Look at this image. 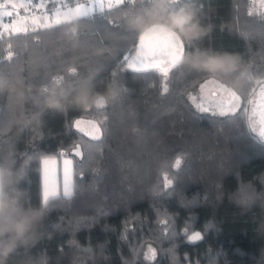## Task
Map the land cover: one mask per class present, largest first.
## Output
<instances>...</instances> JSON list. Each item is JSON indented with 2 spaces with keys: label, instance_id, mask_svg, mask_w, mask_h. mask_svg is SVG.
<instances>
[{
  "label": "trees",
  "instance_id": "obj_1",
  "mask_svg": "<svg viewBox=\"0 0 264 264\" xmlns=\"http://www.w3.org/2000/svg\"><path fill=\"white\" fill-rule=\"evenodd\" d=\"M248 2L174 0L173 7L199 9L205 35L191 44L177 35L184 69L167 78L121 68L142 35L124 18L150 0H130L79 24L0 37V74L26 92L18 99L0 91V149L11 144L17 162L30 159L19 187L25 205L44 213L35 246L7 264H27L42 252L49 264H264V140L243 112L197 107L190 94L204 79L227 86L228 79L183 62L194 51L238 55L246 68L241 93L262 78L264 10L251 13ZM54 77L69 94L85 79L115 94L103 109H46L38 90ZM17 117L35 123L24 128ZM89 121L103 126L97 132ZM61 153L72 159L73 195L45 207L42 158Z\"/></svg>",
  "mask_w": 264,
  "mask_h": 264
},
{
  "label": "clouds",
  "instance_id": "obj_2",
  "mask_svg": "<svg viewBox=\"0 0 264 264\" xmlns=\"http://www.w3.org/2000/svg\"><path fill=\"white\" fill-rule=\"evenodd\" d=\"M174 0H150L148 6L128 14L125 26L138 33L150 30L174 32L186 43H193L205 35L200 20V11L191 3L173 7ZM193 70L216 77L227 78L228 86L239 90L246 85V68L240 57L232 53H209L194 51L183 58ZM223 82V79H222ZM19 81H11L0 74V91L23 99L26 92L19 87ZM114 90L106 88L96 91L85 79L69 94L54 77L38 90V102L46 109L64 111L68 108L84 111L107 105L114 97ZM21 127H32V117H17ZM30 164L25 158L17 162L15 149L11 144L0 149V264L21 248H31L38 241L39 225L43 210L25 205L23 190L19 187ZM27 264H49V257L42 252L27 261Z\"/></svg>",
  "mask_w": 264,
  "mask_h": 264
},
{
  "label": "snow or ice",
  "instance_id": "obj_3",
  "mask_svg": "<svg viewBox=\"0 0 264 264\" xmlns=\"http://www.w3.org/2000/svg\"><path fill=\"white\" fill-rule=\"evenodd\" d=\"M130 0H75L74 5L67 0H4L0 4V37L5 33L9 36L13 34L27 33L29 31L28 23L31 22V31L39 29H58L63 26L79 24L82 18L89 17L93 13L106 15L114 8L129 4ZM51 4V8H49ZM9 9V10H3ZM39 13H43L40 15ZM7 18V19H5ZM108 23L115 24L114 21ZM117 28L122 26L115 24ZM139 43L135 44L131 50L134 55H125L121 68L130 69L134 73H142L149 71L159 72L163 77L167 78L171 73L178 70H183L182 55L185 50L183 41H178L172 34L164 32L149 31L138 36ZM12 52L9 51L7 60L12 59ZM144 65H147L145 67ZM116 76V73H113ZM259 91L252 89L250 95L255 99H249V94L241 93L234 89H227L226 86L204 79L200 84L201 91L207 86L214 85L215 95L220 96L221 107L226 106V111H221L224 116H237L240 112L248 113L249 105H252L253 118L259 119L261 126L260 136L264 137V81H257ZM105 108L101 105L100 109ZM85 110V111H89ZM208 111L207 108L203 109ZM95 131L99 132L102 123H94ZM79 129L80 121L75 122ZM2 125V122H0ZM255 130V129H253ZM87 134V133H86ZM92 139L98 140L99 136L93 135ZM79 151L76 155H79ZM64 153H61L63 156ZM45 164H49L50 160L46 159ZM71 160L64 161V182L63 191L59 188L48 190L47 184L42 194L43 205L46 207L50 200L61 198H70L73 195L70 181V166ZM199 232L194 234L195 239H199ZM193 239L192 237L189 238Z\"/></svg>",
  "mask_w": 264,
  "mask_h": 264
},
{
  "label": "rangeland",
  "instance_id": "obj_4",
  "mask_svg": "<svg viewBox=\"0 0 264 264\" xmlns=\"http://www.w3.org/2000/svg\"><path fill=\"white\" fill-rule=\"evenodd\" d=\"M67 2L72 3L73 5L75 3L74 0H67ZM81 2H83V0H81ZM3 3H4V0H0V4H3ZM248 6H249L248 10L251 13H259V12L264 10V0H249ZM3 10H9V9H3ZM39 14L43 15V13H39ZM5 19H7V18H5ZM27 26H28V28L32 27L30 21H29ZM150 31L165 32L163 30H150ZM145 32H149V31H144V32H142V34ZM165 33L172 34V35L174 34L173 36L178 41H180L179 37L174 32H165ZM129 55H134V53L131 52ZM144 66H147V65H144ZM209 79L218 83L219 85L226 86L227 89L231 90V87L227 86L224 82L218 80L217 78L209 77ZM257 81H264V76L262 78L256 79L254 81V83L252 84V87L245 91V93L249 94V99H255V97H252L250 95L252 89L255 88V89H257V91H259V86L256 83ZM196 91L197 92L190 94V98L193 101V103H195V105L197 107L202 108V109L207 108L208 110L211 109V110L219 112V113H221V111H226V106L221 107V105H220V96L215 95L214 85L207 86L203 91H201V88L199 85L198 90H196ZM252 107H253L252 105H249L248 113L243 112L245 114L246 122L249 125L251 132L253 134H255V136H257L258 138L264 140V137L260 136L261 126L259 124V119H258V117L255 119L253 118V113L251 111ZM78 120L81 121V118L76 119L75 122ZM87 129H89V128H87ZM253 129H255V130H253ZM46 159L50 160L49 164L44 163V161ZM66 159L72 161L71 158L66 157V156H62V157L46 156L42 159V165L44 166V170H46V168L48 170L47 174H48L49 183H48L47 188L49 190L59 188V190L61 192L63 191L64 168H65L64 161ZM43 176H44V180H45V177H46L45 174ZM51 178L53 180L50 182ZM70 181H71V189H72L73 164H71V166H70ZM44 189H45V185H44ZM194 234H192V236H194Z\"/></svg>",
  "mask_w": 264,
  "mask_h": 264
},
{
  "label": "crops",
  "instance_id": "obj_5",
  "mask_svg": "<svg viewBox=\"0 0 264 264\" xmlns=\"http://www.w3.org/2000/svg\"><path fill=\"white\" fill-rule=\"evenodd\" d=\"M165 33V32H164ZM174 35V34H173ZM44 158V157H43ZM42 158V159H43ZM41 165H42V162H41ZM47 168H46V170H44V166L42 165V194H43V191H44V185L45 184H47V186H48V183H49V179H48V174H47ZM45 174V180H44V175ZM53 179L51 178V180H50V182L52 181ZM49 190V189H48Z\"/></svg>",
  "mask_w": 264,
  "mask_h": 264
}]
</instances>
